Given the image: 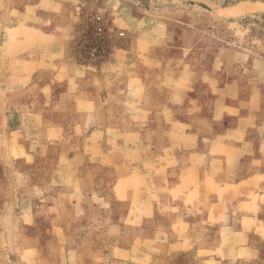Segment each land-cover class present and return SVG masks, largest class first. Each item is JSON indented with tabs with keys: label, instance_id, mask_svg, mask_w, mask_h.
Returning a JSON list of instances; mask_svg holds the SVG:
<instances>
[{
	"label": "crops",
	"instance_id": "1",
	"mask_svg": "<svg viewBox=\"0 0 264 264\" xmlns=\"http://www.w3.org/2000/svg\"><path fill=\"white\" fill-rule=\"evenodd\" d=\"M134 4L0 0V264H264V31Z\"/></svg>",
	"mask_w": 264,
	"mask_h": 264
},
{
	"label": "rangeland",
	"instance_id": "2",
	"mask_svg": "<svg viewBox=\"0 0 264 264\" xmlns=\"http://www.w3.org/2000/svg\"><path fill=\"white\" fill-rule=\"evenodd\" d=\"M205 7L222 19L233 18L231 20L234 22L240 21L256 31H264V0H135L134 14L151 15L166 20V17L173 12L186 15L192 9H196L206 13ZM98 29L96 26L85 28L82 33L84 41L82 46L92 45Z\"/></svg>",
	"mask_w": 264,
	"mask_h": 264
},
{
	"label": "built area",
	"instance_id": "3",
	"mask_svg": "<svg viewBox=\"0 0 264 264\" xmlns=\"http://www.w3.org/2000/svg\"><path fill=\"white\" fill-rule=\"evenodd\" d=\"M100 33V30L98 29V31L95 33L94 38H93V43L92 45L89 46H84V50H86L87 57L88 58H101V56L104 54V52L99 51V49L101 50V48H103V39L99 38L97 35ZM88 45V44H87Z\"/></svg>",
	"mask_w": 264,
	"mask_h": 264
},
{
	"label": "water",
	"instance_id": "4",
	"mask_svg": "<svg viewBox=\"0 0 264 264\" xmlns=\"http://www.w3.org/2000/svg\"><path fill=\"white\" fill-rule=\"evenodd\" d=\"M205 9H207V10H208V7H205Z\"/></svg>",
	"mask_w": 264,
	"mask_h": 264
},
{
	"label": "bare ground",
	"instance_id": "5",
	"mask_svg": "<svg viewBox=\"0 0 264 264\" xmlns=\"http://www.w3.org/2000/svg\"><path fill=\"white\" fill-rule=\"evenodd\" d=\"M238 8H239V7H238ZM238 8H237V9H238ZM235 10H236V9H235ZM235 10H234V11H235ZM232 12H233V11H232Z\"/></svg>",
	"mask_w": 264,
	"mask_h": 264
}]
</instances>
